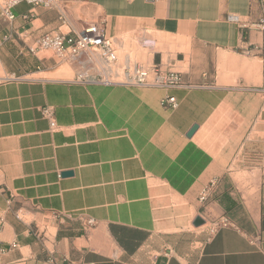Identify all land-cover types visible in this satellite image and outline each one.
Wrapping results in <instances>:
<instances>
[{
	"label": "crops",
	"instance_id": "obj_1",
	"mask_svg": "<svg viewBox=\"0 0 264 264\" xmlns=\"http://www.w3.org/2000/svg\"><path fill=\"white\" fill-rule=\"evenodd\" d=\"M55 1L0 14V264H264V0ZM89 22L185 85L48 78Z\"/></svg>",
	"mask_w": 264,
	"mask_h": 264
},
{
	"label": "built area",
	"instance_id": "obj_2",
	"mask_svg": "<svg viewBox=\"0 0 264 264\" xmlns=\"http://www.w3.org/2000/svg\"><path fill=\"white\" fill-rule=\"evenodd\" d=\"M27 2L32 5H42L50 8L56 5L55 0H0V14L7 19L14 17L11 9L19 2ZM231 20H237L236 16H229ZM264 19H259L257 25L263 26ZM31 52L50 53L60 62L75 64L80 67L76 79L80 81H94L103 84L120 83L135 86H183L179 72L163 70L155 64L140 62L131 63L124 59L119 62L117 50L112 40L106 37L100 22L86 23L78 33H61L55 31L45 32L39 35L29 48ZM82 59L86 64L82 63ZM163 106L175 107L177 101L173 96L162 100ZM264 107V102H263ZM42 115L49 119L51 126H56L53 120V109L50 106L42 108ZM206 190L201 192L199 199L205 200ZM57 219L70 217L69 213H54ZM83 223L87 226L96 224L95 220L86 217ZM231 224L230 220L223 216L210 222V231H215L219 226Z\"/></svg>",
	"mask_w": 264,
	"mask_h": 264
},
{
	"label": "rangeland",
	"instance_id": "obj_3",
	"mask_svg": "<svg viewBox=\"0 0 264 264\" xmlns=\"http://www.w3.org/2000/svg\"><path fill=\"white\" fill-rule=\"evenodd\" d=\"M129 49L124 48V50L118 51L117 55L119 57V62H122L123 60V56L125 55V53L128 52ZM50 54V53H49ZM131 57V63L135 62V61H145L144 57H139L135 54H129ZM56 71H60V74H50L47 75L48 78H59V79H69L72 78L73 76V71L70 69V67L68 66V64L66 63H62L60 61L57 62V70Z\"/></svg>",
	"mask_w": 264,
	"mask_h": 264
},
{
	"label": "water",
	"instance_id": "obj_4",
	"mask_svg": "<svg viewBox=\"0 0 264 264\" xmlns=\"http://www.w3.org/2000/svg\"><path fill=\"white\" fill-rule=\"evenodd\" d=\"M239 52H246L245 50H241V49H239L238 50ZM203 222V220L200 218V217H196L194 220H193V224L194 225H199V224H201Z\"/></svg>",
	"mask_w": 264,
	"mask_h": 264
}]
</instances>
